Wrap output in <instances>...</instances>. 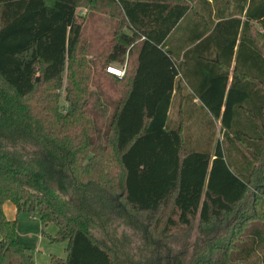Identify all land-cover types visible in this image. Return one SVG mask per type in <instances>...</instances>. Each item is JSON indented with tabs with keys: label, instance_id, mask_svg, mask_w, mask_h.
Masks as SVG:
<instances>
[{
	"label": "trees",
	"instance_id": "trees-1",
	"mask_svg": "<svg viewBox=\"0 0 264 264\" xmlns=\"http://www.w3.org/2000/svg\"><path fill=\"white\" fill-rule=\"evenodd\" d=\"M96 14L127 65L112 112ZM6 201L68 244L49 264H264V0H0V264H36ZM196 223L203 248L172 251Z\"/></svg>",
	"mask_w": 264,
	"mask_h": 264
},
{
	"label": "rangeland",
	"instance_id": "rangeland-1",
	"mask_svg": "<svg viewBox=\"0 0 264 264\" xmlns=\"http://www.w3.org/2000/svg\"><path fill=\"white\" fill-rule=\"evenodd\" d=\"M92 15V14H91ZM94 16V15H93ZM90 16V18H92V20L90 21V25H88V27L86 28V33L88 34L89 37V46L91 51L92 56H94V58H96V61L98 62V65H93L92 66V78H91V82H90V89L89 91H92L94 97L96 98V93H100L103 97L105 102H107L108 104H110V111L112 112L113 109V103L115 101H117L122 94L125 93V91L127 90V86L126 84H119L116 82H113L112 80H109L108 75L109 74L106 70V68L110 67L107 66L105 64V59L104 57L106 56V54L109 52L110 50V40H111V36H112V31H113V27H116V20L113 19H109L108 17L105 16H101L96 14L94 17ZM94 18V19H93ZM114 21V22H113ZM90 57V56H89ZM101 57V58H99ZM89 60H93V58H89ZM112 64L120 66L121 63L119 62H112ZM113 67V66H112ZM115 68V67H114ZM66 75L67 72L64 73L63 76V86L62 89L60 91V95L62 97L61 104L65 105V86H66ZM37 80L40 81L41 80V75L40 73L37 74ZM98 116H100V113L98 114ZM99 118V122L101 124H103V119H101V116L98 117ZM66 181V180H63ZM60 192H62L64 195H66V193H64L63 191H61L60 189H58ZM36 216L38 217L39 215L37 213H35ZM169 214V212L166 213V216ZM164 221L165 222V219ZM225 226V223L223 224H219V232L217 233L218 236H222L224 233L223 230ZM202 228V229H201ZM200 229L197 228V223L194 226V229L190 232L191 236L189 237H185V232L183 231H174L173 235L174 237H172L168 243V246L170 248H172V251H174L175 253H179V252H187L188 256L191 255L192 253V249L195 247L198 248H203L204 244L207 242V238L204 239V235L207 234L210 235L208 232L209 228L206 229V227H201ZM200 230H203L205 232H200ZM124 231V233H126V235H128L130 238H132V244L134 245H141V236L138 233H134L132 230L125 228V229H121L119 232ZM216 234V233H215ZM199 237V238H198ZM201 237V240H200ZM135 249V247H133ZM165 248H163V250H160L159 253H163ZM132 253L135 254L137 259H142L144 258L143 256H141V252L138 250H134L132 251ZM219 258L223 257V253H219L218 254ZM142 257V258H141Z\"/></svg>",
	"mask_w": 264,
	"mask_h": 264
},
{
	"label": "crops",
	"instance_id": "crops-1",
	"mask_svg": "<svg viewBox=\"0 0 264 264\" xmlns=\"http://www.w3.org/2000/svg\"><path fill=\"white\" fill-rule=\"evenodd\" d=\"M139 51H135L132 56V71L138 67L137 57ZM144 76H147L146 74ZM146 80L147 78L144 77ZM149 80V79H147ZM174 92V91H173ZM6 216L11 220L17 221V234L22 243L29 249L36 264H49L53 255L60 258H67V243L53 242L51 243L44 233V225L40 216L35 213L25 210H18L15 203L6 201L3 205ZM57 227L55 224L49 225L45 231L47 234L53 236ZM2 235L0 233V240Z\"/></svg>",
	"mask_w": 264,
	"mask_h": 264
},
{
	"label": "built area",
	"instance_id": "built-area-1",
	"mask_svg": "<svg viewBox=\"0 0 264 264\" xmlns=\"http://www.w3.org/2000/svg\"><path fill=\"white\" fill-rule=\"evenodd\" d=\"M112 66H113V67H112ZM114 67H115V68H114ZM126 67H127L126 64H121L120 66H117V65L111 64V66L108 67V68H106V70H107L109 73H112V72H110V71L113 70V71L116 72V73H113V74L117 75L118 77H122V76L125 74Z\"/></svg>",
	"mask_w": 264,
	"mask_h": 264
}]
</instances>
